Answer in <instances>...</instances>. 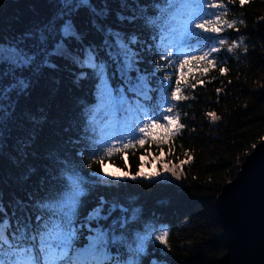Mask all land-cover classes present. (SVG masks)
I'll list each match as a JSON object with an SVG mask.
<instances>
[{"label":"trees","instance_id":"trees-1","mask_svg":"<svg viewBox=\"0 0 264 264\" xmlns=\"http://www.w3.org/2000/svg\"><path fill=\"white\" fill-rule=\"evenodd\" d=\"M99 7L102 0H92ZM111 14L106 24L124 33H134L138 43L133 46L138 53L140 72L150 74L161 60L156 54V30L146 26L140 18L141 7L152 14L154 5L161 0H127L122 8L120 0H106ZM58 10V0H0V42L13 41L23 33L45 24ZM228 19L244 20L237 23V32L226 29L221 35L232 40L245 37L244 44L234 52H227V45L214 55L223 60L222 67L229 69L221 75L219 67L200 78L188 90V99L182 109L181 123L186 127L168 143L157 145L149 142L134 152L125 153L113 160L104 161L107 171H129L135 174L138 166L143 171L159 170L163 164L173 167L180 179L170 173L161 177L137 180H115L103 177L97 159L87 156L86 140L90 137L88 117L96 104L97 79L91 70L80 68L70 60L55 59L56 69L44 70L26 97H21L16 109V120L5 132L0 148V200L9 215L21 213L17 202L24 201L34 218L32 201L51 197L60 192L65 181L60 172L65 164L82 167L92 174L94 185L87 188L79 209L77 227L82 232L81 244L89 234L88 213L103 198L105 208L113 204L135 208L140 216L130 222L128 230H143L152 225L162 226L169 232V246L150 240L144 264H218L226 253L220 238L222 226L217 216L216 202L223 187L231 182L249 154L264 140V0H251L240 6L239 0L229 5ZM117 13L134 14L133 22H119ZM91 17L81 9L74 17L77 27L87 33L84 43L100 48L99 56L108 62L111 74L121 82L117 66L103 49L101 34L91 28ZM31 43V42H29ZM247 47V52L243 51ZM70 47L79 48L73 42ZM85 78H80L81 73ZM135 77L136 73L131 74ZM203 81V85L199 81ZM210 81V82H209ZM231 81V83H229ZM149 82L153 78L149 77ZM217 89H222L218 94ZM220 117L213 121L208 113ZM40 116L42 122L33 125L26 119L28 114ZM34 137L30 147L24 149L21 160V141ZM162 149V151H161ZM52 153V158H49ZM141 156L144 157L141 160ZM189 157L193 159L181 164ZM126 162V163H125ZM89 163L93 166L88 167ZM29 167L36 172L25 179ZM124 215L119 208L108 220L100 221L107 226ZM120 229H117L119 233Z\"/></svg>","mask_w":264,"mask_h":264},{"label":"snow or ice","instance_id":"snow-or-ice-1","mask_svg":"<svg viewBox=\"0 0 264 264\" xmlns=\"http://www.w3.org/2000/svg\"><path fill=\"white\" fill-rule=\"evenodd\" d=\"M250 2L239 0L241 7ZM120 3L122 8L128 7L127 0H120ZM233 3L235 0H227V3L225 0H161L153 6L154 11L150 15L141 7L140 18L146 26L158 32L160 57L168 61L167 66L172 69L162 77L168 83L161 85L158 103L153 109L142 104L140 99L130 101L125 87L112 86L109 65L99 56L100 48L84 43L87 33L82 32L74 21L81 9L89 12V24L103 37V49L117 66L121 79L126 82L127 91L143 100H150L152 89L149 77L137 67L138 53L133 48L138 38L134 33H124L105 23L111 14L106 0H102L99 7L92 0H58V10L45 24L13 41L0 42V148L3 147L5 132L16 120L19 99L30 94L45 69L57 68L55 59H65L80 68L91 70L97 79L96 104L90 110L88 125L94 136L93 155L97 150L100 152L96 163L101 165L103 177L137 180L139 177L152 179L170 173L180 179L174 168L167 164L162 165L163 172H145L144 166L140 165L135 174H131L122 169L107 171L104 160L137 144L143 147L148 140L158 146L168 143L186 127L181 123V114L175 111L181 102L188 99L183 94L180 82L186 75L195 79V73L206 75L217 67L221 75H227L229 69L220 66L225 62L214 54L224 50L225 45L227 52L232 53L244 44V36L229 44L228 38L221 35L226 29L238 32L237 23H244L242 19L227 18L229 5ZM116 18L121 23L137 19L134 14L121 13H117ZM73 42L79 48L70 47ZM247 50L245 46L243 51ZM133 72L136 73L135 77L131 75ZM86 75L82 72L80 78ZM174 77L176 87L172 88ZM199 83L203 85L202 80ZM195 86L192 85L193 88ZM221 91L217 89L218 94ZM117 113H121L122 118L117 119ZM208 115L213 121L220 119L215 112ZM26 119L37 125L42 122V114L36 116L29 113ZM156 130H160L158 139ZM137 132L143 136L137 137ZM124 137L131 139L122 147L108 146ZM33 140L30 133L27 139L21 141V160L26 157L23 150L30 147ZM52 155L49 153V158ZM192 159L189 157L183 161L181 170ZM92 166L89 163L88 167ZM35 172L34 167H29L24 174L25 179ZM60 175L65 181L60 192L31 202L36 213L34 218L24 201L17 202V209L21 213L17 216L15 213L9 215L0 200V264H144L150 240L169 246L170 232L166 227L157 230L152 225H146L142 231H126L130 222L138 221L139 211L116 204L106 209L107 202L103 198L87 215L89 225L95 221L97 226L89 227L85 242L80 244L77 221L83 197L87 195L86 180L67 164ZM117 208L124 215L117 217L112 224L101 225L100 221L108 220ZM117 229H120L119 233ZM149 264L154 262L150 261Z\"/></svg>","mask_w":264,"mask_h":264},{"label":"water","instance_id":"water-1","mask_svg":"<svg viewBox=\"0 0 264 264\" xmlns=\"http://www.w3.org/2000/svg\"><path fill=\"white\" fill-rule=\"evenodd\" d=\"M226 253L218 264H264V140L216 202Z\"/></svg>","mask_w":264,"mask_h":264}]
</instances>
